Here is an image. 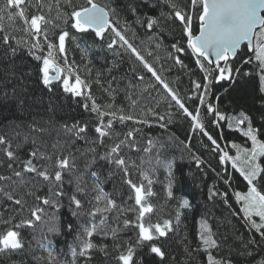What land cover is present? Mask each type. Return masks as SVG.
Segmentation results:
<instances>
[{
  "label": "trees",
  "instance_id": "16d2710c",
  "mask_svg": "<svg viewBox=\"0 0 264 264\" xmlns=\"http://www.w3.org/2000/svg\"><path fill=\"white\" fill-rule=\"evenodd\" d=\"M45 2L53 3L51 16L55 17L57 13L54 0H45ZM94 2L109 11L110 23L126 35L149 63L158 71L163 69L162 77L177 91L189 110H194L197 106L201 108V119L207 131L217 139L222 149L229 152L230 156L237 155V149L231 147L232 144L247 149L252 147V142L243 135L247 122L239 128L235 123L241 112L251 118L254 128L260 129L258 139L264 141V120L261 119L259 111L261 102L258 100L259 73L253 65L244 66V70L252 73L249 76H241L232 83L222 81L210 85V91L205 98L206 103L213 104L226 118H229L220 121L219 125L213 124L214 114H208L206 107L199 105L196 98L199 93L193 95L192 81L206 83L203 80L204 73L195 63L196 56L187 47V39L182 27L171 17L172 9L164 0H149L147 5L144 0H94ZM73 3L77 6H89L87 0H73ZM175 3L179 9L191 12L193 15L192 29L196 35L199 31V21L196 19V12L189 7L190 0H175ZM4 5L5 0H0V7ZM130 6L136 8L135 13L131 11ZM65 10L71 11L70 8L62 7L61 12ZM12 11L14 12L15 9ZM34 11L29 8V15ZM148 17L158 21L152 30H148L146 25L140 22ZM2 23L9 35H15L18 39H27L22 31L24 25L19 18L9 21L7 14L4 13ZM67 30L69 37L65 42L64 55L68 64L72 65L82 78L91 82V95L97 103L106 105L110 102L108 94L95 83V80L99 79L104 88L111 87L116 91L115 102L123 107L127 114L133 115L136 120L147 121V123H136L133 120L125 121L123 124L116 121L114 132L119 134V139H124L129 130L139 129L134 132L133 137L138 150L133 151L125 147L121 155L140 165V169H130V178L134 182H141V170L148 171L153 179L151 188L155 195L147 199L154 206V212L145 222L150 220L156 223L163 219H172L174 231L160 241L165 252L163 260L150 253L147 248H136L134 260L137 264H207L208 252L216 258L230 260L232 264H261L264 261V239L245 219L243 204L237 202L235 198L236 192H247V182L236 169L232 168L231 162L221 163L219 156L222 153L213 151L214 146L198 130H191L189 118H186L177 107H169L170 98L167 97V93L130 52L119 45L115 50L107 48V43L113 35L110 31L106 32L105 39L101 40L91 30L87 33L77 32L70 27ZM176 42L184 47L183 53L177 54L172 50L171 45ZM12 43L15 44V41ZM157 43L160 47L156 46ZM117 52L119 55L116 54ZM149 52L152 53L151 56L148 55ZM170 52L179 55L184 66L175 64L169 57ZM245 53L247 48L243 46L237 54V60ZM57 63L65 67L59 55ZM205 64L206 67L211 68L206 62ZM41 66L42 62L36 61L28 54L27 46L21 47L13 56L0 41V136H5L11 142L12 149L19 157L13 165L16 170L20 169V161L29 159V153L36 149L53 156V161L34 160L38 165H47L51 169L56 154L71 153L75 157L77 168L73 173L65 172L63 175V190L66 195L61 198V207L56 213L59 232L50 233L48 225L42 222H37L34 227L19 229L20 239L24 244L23 249L0 253V264H71L73 259L71 250L78 244L77 233L80 231V226L91 219L85 213L91 207L87 201L96 195L93 188L97 182L104 193L114 199L125 211L123 214L113 210L97 215L95 218L97 223L101 215H106L108 224L121 230L118 231L115 239L111 232L106 236L92 237L97 245H107L109 254L105 256L102 252L94 251L92 260L88 264H117L119 253L116 245L124 247L134 245L138 231L134 227L123 228V219L135 221L137 215L135 211H127L129 207H135L134 199H129L131 190L124 182L122 172L114 165L97 159L90 168H85L86 162L93 156L88 151L89 148L94 147L97 155H102L107 150L105 146L86 142V140H94L97 136L94 131L97 114L83 107L84 103H88L89 106L91 104L86 97H75L65 93L60 82H54L51 91L46 88L39 72ZM140 75L144 77L143 81L138 79ZM149 84H154L155 87L149 88ZM126 91L137 100L135 106L125 99ZM4 93H7L8 99L3 98ZM188 96L193 98L188 99ZM148 109H153L159 116H164L165 120L160 121ZM107 119L109 117H105V121ZM162 123H166L167 127L161 128ZM73 124H87L84 140L66 132L64 125L70 127ZM229 124L232 127H229ZM116 140L115 135L111 139L105 138L104 145H111ZM148 140H152L154 146H149ZM54 144L57 145L56 149L53 148ZM146 147H150L151 150L145 152ZM193 157L202 161L199 167ZM157 160L170 162L172 165L173 198L171 199L167 196L170 179L168 169L164 163L157 164ZM0 161H3L0 163V175L12 176V169L7 167L8 161L3 153V146H0ZM258 162L264 166V157L258 158ZM238 166L241 164L238 163ZM93 171L97 173V177L90 175ZM80 177H82L81 186L86 185L88 196H78L84 202V208L80 210L81 214L78 217H74L71 214L72 207L68 196L75 192L76 184L69 181ZM25 179L33 181V190H39L40 195L48 192V182H44L42 178L34 174H25ZM8 183L0 182V185L7 187ZM143 183L147 186V181ZM257 184L264 192V180H258ZM210 190L217 193L212 199H209ZM224 193H227L226 197ZM27 199L28 204L31 205L32 197ZM185 199L189 201V207L179 208L181 219L179 225H176L175 213L180 202ZM14 207L0 197V211ZM3 215L5 218L15 215L14 222H18L21 216L28 217L29 213L16 215L14 211H3ZM253 219L259 222L257 217ZM205 221L211 229V237L217 241L218 248L209 249L201 240L203 231L201 224ZM68 225L72 226L71 230ZM6 227L8 225L0 223V231ZM49 251L52 252L54 260H50ZM76 264H85L84 258H78Z\"/></svg>",
  "mask_w": 264,
  "mask_h": 264
},
{
  "label": "snow or ice",
  "instance_id": "6c2138e0",
  "mask_svg": "<svg viewBox=\"0 0 264 264\" xmlns=\"http://www.w3.org/2000/svg\"><path fill=\"white\" fill-rule=\"evenodd\" d=\"M148 2L149 0H144L145 5ZM164 2L172 9L171 17L181 25L182 32L187 39V47L195 54V63L204 73L203 80L206 83L201 84L198 81H192L193 95L199 93V95H196L199 105L205 106L208 114H214L213 124L219 125L220 121L229 118H226L213 104L206 103L205 98L210 91V85L213 82L220 83L222 81L232 83L241 76L251 75L250 71L244 70L245 65H253V68L259 73L260 87L258 91L260 95L258 100L261 102L259 111L261 119L264 120V0H190L189 7L196 12V19L199 21L198 35L193 33V15L191 12L179 9L175 0H164ZM54 3L57 14L52 17L53 3H46L45 0H5L4 7H0V33H3V35H0V41L8 48L10 55L13 56L21 47L27 46L28 54L33 56L36 61L42 62V66L39 68L42 83L50 91L54 82H60L65 93L75 97L84 96L91 102L90 106L88 103H84L83 107L97 114V123L94 126L97 136L94 140H86V142L105 146L107 150L104 154L97 155L94 147L89 148L88 151L93 156L91 160L86 162L85 168H90L99 159L109 165H114L120 170L124 182L131 190L129 199H134L135 204V207H129L127 211L137 213L135 221L123 219V228L134 227L138 231L134 245L130 244L126 247L116 245L119 253L117 264H137V261L134 260L136 248H147L150 253L163 260L165 252L162 250L163 246L160 241L174 231L173 220L163 219L156 223H152L150 220L147 223L145 222L154 212V206L147 199L155 195L151 188L153 179L148 171L141 170V182H134L130 178V169H140V165L121 155L125 147L133 151L138 150L133 137L134 132L139 131V129H131L126 133L124 139H119V134L114 132V123L118 121L123 124L125 121L133 120L136 123H147V121L136 120L133 115L127 114L125 109L115 102L116 91L111 87L104 88L99 79H96L95 83L100 85L103 91L108 94L110 102L106 105L97 103L91 95V82L82 78L72 65L68 64L64 55L66 51L65 42L69 37L68 27L80 33H87L91 30L101 40H104L105 33L110 31L113 35L110 42L107 43V48L115 50L116 46L119 45L125 51L130 52L143 65L156 83L162 86L167 93V97L170 98L169 107H177L186 118H189L191 130H198L203 136L207 137V140L214 146L213 151L222 153L219 156L220 162L230 161L232 168L236 169L243 180L247 182L246 194L236 192L235 198L237 202L243 204L242 211L245 219L264 239V192L260 190L257 184L258 180H264V166L258 162V158L264 157V141L258 139L260 129L253 127L251 118L241 112L240 117L235 120L237 128L247 122L243 135L252 142L251 149L232 144L231 147L237 149V155L235 157L230 156L229 152L222 149L217 139L207 131L206 125L201 119V108L197 106L194 110H189L177 91L162 77L161 71L163 69L158 71L145 59V56L129 41L126 35L110 23L105 8L95 3L94 0H87L89 6H77L73 3V0H54ZM62 7L65 9L70 8L71 11L61 12ZM29 8L35 10L31 15L28 13ZM130 8L133 13L136 12L135 7L130 6ZM13 9H15L14 12ZM4 13L7 14L9 21H14L17 18L22 21L24 25L22 31L27 39H18L15 35H9L5 31L2 23ZM140 22L144 23L148 30H152L154 25L158 23L157 19L153 17H148ZM12 41H15V44ZM242 44L247 48V53L237 60V54L241 50ZM156 46L160 47V44L157 43ZM171 48L177 54L185 51L179 42L173 43ZM38 52L41 54H37ZM45 52L46 54H44ZM116 54L119 55V52ZM58 55L63 60L65 67H61L57 63ZM148 55L151 56L152 53L149 52ZM169 57L174 60L175 64L184 66L179 55H173L170 52ZM205 62L211 66L210 69L206 67ZM88 71L90 72V70ZM138 79L143 81L144 77L140 75ZM148 87L152 88L155 85L149 84ZM3 98L8 99L7 93L3 94ZM192 98L193 96H188V99ZM125 99L132 106L137 104V100L127 91L125 92ZM217 99L219 98L217 97ZM148 111L152 115H156L160 121L165 120L164 116H159L153 109H148ZM105 117H109V119L105 121ZM228 126L232 127L231 124ZM160 127L166 128L167 124L162 123ZM64 128L66 132L77 139L84 140L86 138L87 124H73L70 127L64 125ZM114 135L117 140L111 145H104L105 138L111 139ZM147 143L149 146H154L152 140H148ZM0 146H3V153L8 161L7 167L12 169V176L0 175V182H9L7 187L0 185V197L15 206L13 209L5 208L0 211V223L8 225L3 231H0V253H7L23 249L24 244L20 239L19 231L23 227H34L37 222H42L48 225L50 233L59 232L56 213L61 207V198L66 195L63 190V175L65 172L73 173L77 165L75 157L71 153L68 155L56 154L51 169L47 165H38L34 163V160L53 161V156L36 149L29 153V159L20 161V169L16 170L13 165L19 157L16 151L12 149L11 142L5 136H0ZM186 146L188 145L186 144ZM53 148L56 149L57 145L54 144ZM150 150V147L144 148L145 152ZM193 159L199 167L202 161L196 157H193ZM0 163H3V161H0ZM141 163H143V160ZM161 163L164 162L157 160V164ZM238 163L241 166H238ZM164 166L167 167L169 173L167 196L171 199L173 198L172 165L167 162L164 163ZM25 174H34L36 177L42 178L44 182H48V192L45 195H40L39 190H33L34 183L32 180L25 179ZM90 175L97 177V173L94 171ZM143 181H147V186ZM69 183L76 184L75 192L69 195L68 199L70 207H72V216L78 217L81 214L80 210L84 208V202L78 196L87 197L88 190L86 185L81 186L82 177L69 181ZM225 183H227V180H225ZM93 191L96 195L87 201L91 207L85 213L91 219L80 226V231L77 233L78 244L71 250L73 257L71 264H76L77 259L80 257L84 258L85 264H88L92 260L94 251L102 252L107 256L109 254L107 245H97L93 242L92 237L94 235L106 236L111 232L115 239L118 231L121 230L111 227L107 222L106 215H101L99 222H96L95 218L98 214L109 213L113 210L123 214L125 209L118 206L114 199L105 194L98 182ZM210 192L209 199L217 195L216 192L211 190ZM223 195L226 197L227 193ZM28 197L33 199L31 205L28 204ZM101 202H103V206H101ZM187 207H189V201L182 200L175 213L176 225H179L181 219L179 208ZM48 209L51 211H48ZM3 211H14L16 215L28 212L29 216H21L18 222H14L16 216L5 218ZM253 217H257L259 222ZM71 227V225H68L69 230H71ZM201 228L203 230L201 240L204 245L209 249L218 248L217 241L211 237V229L206 221L202 222ZM205 233L208 235H205ZM49 258L54 260L51 251H49ZM207 264H232V262L224 258H216L211 252H208ZM261 264H264V261Z\"/></svg>",
  "mask_w": 264,
  "mask_h": 264
},
{
  "label": "water",
  "instance_id": "95a60500",
  "mask_svg": "<svg viewBox=\"0 0 264 264\" xmlns=\"http://www.w3.org/2000/svg\"><path fill=\"white\" fill-rule=\"evenodd\" d=\"M98 5H100L101 7H103V8H105L104 6H102L101 4H99V3H97ZM105 10L108 12V16H109V20H110V13H109V11L105 8ZM199 34V31H198V33L196 34V35H198ZM245 44H246V42H245ZM243 46H245L244 44H242V46H241V49L243 48Z\"/></svg>",
  "mask_w": 264,
  "mask_h": 264
},
{
  "label": "rangeland",
  "instance_id": "374dc122",
  "mask_svg": "<svg viewBox=\"0 0 264 264\" xmlns=\"http://www.w3.org/2000/svg\"><path fill=\"white\" fill-rule=\"evenodd\" d=\"M54 74V73H53ZM242 194H246V192L245 193H242Z\"/></svg>",
  "mask_w": 264,
  "mask_h": 264
}]
</instances>
